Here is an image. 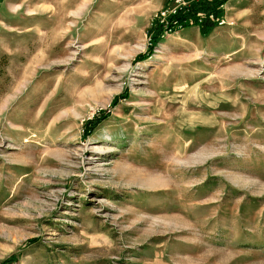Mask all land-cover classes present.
Returning a JSON list of instances; mask_svg holds the SVG:
<instances>
[{"label":"rangeland","instance_id":"1","mask_svg":"<svg viewBox=\"0 0 264 264\" xmlns=\"http://www.w3.org/2000/svg\"><path fill=\"white\" fill-rule=\"evenodd\" d=\"M168 3L0 0V264H264V0Z\"/></svg>","mask_w":264,"mask_h":264},{"label":"built area","instance_id":"2","mask_svg":"<svg viewBox=\"0 0 264 264\" xmlns=\"http://www.w3.org/2000/svg\"><path fill=\"white\" fill-rule=\"evenodd\" d=\"M212 0H169L168 6L161 10L157 16L158 26L162 27L161 38L177 32L184 27L200 24L205 17L196 11L200 4H208ZM207 16V15H206ZM212 18V14L208 12Z\"/></svg>","mask_w":264,"mask_h":264},{"label":"trees","instance_id":"3","mask_svg":"<svg viewBox=\"0 0 264 264\" xmlns=\"http://www.w3.org/2000/svg\"><path fill=\"white\" fill-rule=\"evenodd\" d=\"M222 2H220L219 1V4L216 6V9L213 11L214 12V15H215V13L218 11V9H219V7L220 6H222ZM212 14V13H211ZM213 15V14H212ZM205 17H207V16H205ZM208 22L209 21H207V23L206 22H202V24L200 23V24H198V26L201 28V30H204V29H207L206 27H208V26H206L207 24H208ZM197 25V24H196ZM211 25V24H210ZM97 122V121H96Z\"/></svg>","mask_w":264,"mask_h":264},{"label":"bare ground","instance_id":"4","mask_svg":"<svg viewBox=\"0 0 264 264\" xmlns=\"http://www.w3.org/2000/svg\"><path fill=\"white\" fill-rule=\"evenodd\" d=\"M140 67L150 66V62H145L139 65Z\"/></svg>","mask_w":264,"mask_h":264}]
</instances>
